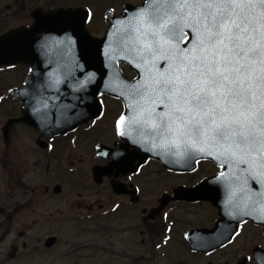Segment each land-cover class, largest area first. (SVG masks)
<instances>
[{
  "label": "flooded vegetation",
  "instance_id": "af4514ba",
  "mask_svg": "<svg viewBox=\"0 0 264 264\" xmlns=\"http://www.w3.org/2000/svg\"><path fill=\"white\" fill-rule=\"evenodd\" d=\"M20 14L21 11H17L16 15ZM115 14L121 15L122 8L120 12L115 11ZM29 17L30 24H34L33 18L30 15ZM43 22L46 20H42ZM73 48V51H63V59L69 63L65 68L68 86L71 80L86 79L85 64L81 63V59L76 60V64H70L73 55L80 56L82 53L81 48ZM42 53L49 54V51ZM56 60V57L51 56L50 62L47 63ZM33 68L34 66L28 65L16 66L15 69L24 73L18 78L17 85L11 88H23ZM48 71L47 68L44 74ZM120 71L115 76L120 82L114 84L115 88L111 94L103 93L99 97L102 105L100 116L67 133L48 132V135H45L27 123L10 125L9 120L24 116L25 105L21 100L6 96V92L11 88L0 93V102H5L4 114L7 115L1 128V138L6 150L4 154L6 157L21 155L26 163L22 178L17 180L12 177L9 182L13 185L1 190L2 215L8 218L11 225H14V222L26 225L30 222H20L21 213L35 211L39 204L44 211L37 213L39 217L34 219L32 226L44 224L61 227L74 221L86 223L100 219L110 221L111 218L124 221L126 217L127 245L121 244L119 248L118 245L113 246L114 250L110 254L112 264H124L126 261V264H206L207 260V264H264V167H260L264 164V157L254 151L245 154L224 148V154L220 155L224 157L223 169L213 160L204 158L197 161L195 171L165 168L150 155L152 152H158L164 158H182L181 148L178 146L182 142L179 132L177 135L176 131H164L162 138L154 131L157 129L155 126L162 125L160 114L167 113L166 105L162 104V111L158 113L146 111L150 102L149 96L142 97L143 90L137 91L133 87L137 74L124 63L120 65ZM70 85L73 88L61 91L60 96L73 97L77 111L85 109L86 99L84 91L81 90L82 85L77 82ZM98 105L99 103L96 104L95 111H98ZM164 120L167 122L166 116ZM77 150L82 151V159L74 157ZM0 165L3 173L9 176L11 169L8 168L5 157L0 159ZM30 166L35 169L34 179H29L24 184V177L32 173L27 169ZM151 166L156 168L151 169ZM60 170L68 176L81 175L84 184L75 187V190L68 187L71 191L65 194L67 187L64 186V176ZM56 171H59L60 175L56 176ZM150 171L160 176L164 174L168 178L178 177L181 183L174 182L172 185L166 181L158 186L159 188L151 187L152 181L147 176ZM0 173L2 180L4 175ZM44 178L54 184L37 185L46 181ZM204 183L207 186L203 185ZM178 188L196 191V196H200L202 192L207 193L208 197H176L174 190ZM55 207L57 215L53 210ZM189 209L199 210L203 219L201 224L182 232L180 242H184L186 249L183 254L180 251L176 253L174 230L177 229V218L180 212ZM242 217L245 220L237 224L238 232L229 240L232 218L234 221ZM114 230L116 232L110 235L118 240L121 235L117 229ZM158 230H163L159 240ZM9 235L7 231L3 238L6 239ZM242 236L253 240L252 246L240 248L242 251L236 246L235 259L215 260L216 255L231 252L230 248L240 241ZM50 239L55 242L48 247L47 241ZM59 241L57 236L47 238L42 252H48L57 246ZM105 249L108 250L106 247ZM173 251L175 255L172 254ZM188 257L191 259H186Z\"/></svg>",
  "mask_w": 264,
  "mask_h": 264
},
{
  "label": "snow or ice",
  "instance_id": "6c2138e0",
  "mask_svg": "<svg viewBox=\"0 0 264 264\" xmlns=\"http://www.w3.org/2000/svg\"><path fill=\"white\" fill-rule=\"evenodd\" d=\"M148 3L149 52L163 49L183 26L194 29L185 41L194 46L171 50L166 75L151 76L143 91L133 85L166 105L163 129L264 157V0Z\"/></svg>",
  "mask_w": 264,
  "mask_h": 264
},
{
  "label": "water",
  "instance_id": "95a60500",
  "mask_svg": "<svg viewBox=\"0 0 264 264\" xmlns=\"http://www.w3.org/2000/svg\"><path fill=\"white\" fill-rule=\"evenodd\" d=\"M150 14L151 7L148 0L140 7L128 5L124 10V16L110 28L105 38L96 39L86 29L85 24L89 16L82 9H59L51 13H44L38 9L34 13L36 24L33 27L12 29L0 35V67L26 63L34 64L36 70L28 79V86L25 89L12 90L8 94L22 99L27 107L25 117L12 120L10 124L24 121L44 132H66L89 119L96 118L98 116L95 111L97 97L101 92H112L115 88L114 84L120 82L115 79L120 61L127 62L138 72L139 78L134 84L141 89L151 76L166 75L169 71L167 66L172 62L171 50L194 46V44L185 43L190 36L194 37V29L183 26L175 33V38L164 45L163 49L149 52L144 45L153 40L151 30L147 27ZM42 20L46 22L42 23ZM38 34H44V36L38 38L36 37ZM74 46L81 48L82 53L80 56L73 55L70 64H76V60L81 59V63L85 64L86 79L71 80L68 86L65 68L69 63L63 59L65 58L63 51H73ZM153 48H155L154 44ZM43 51H49V54H44ZM58 51L61 53L59 54ZM51 56L56 57L57 60L48 64ZM47 68L49 71L44 74ZM101 68L102 71H100ZM109 74L114 78L111 79ZM75 82L82 85L84 98L89 101L81 112L74 107L73 97L60 96L61 91H66L69 87L73 88L70 84ZM153 97L158 96H150V98ZM180 137L182 142L178 146L181 148L182 158L163 159L168 168L192 171L197 158L213 157L216 153L219 155L218 160H224V157L220 156L224 154L222 152L224 147H221L219 143L210 140V142H196V139L179 133ZM153 156L159 158L155 154ZM195 193L196 191L184 189L175 191L176 197L184 196L191 199L208 197L207 193L202 192L200 196H196ZM244 220V217L234 221L232 218L229 240H232L237 233V224ZM54 242V239L48 240L47 246L51 247Z\"/></svg>",
  "mask_w": 264,
  "mask_h": 264
},
{
  "label": "rangeland",
  "instance_id": "374dc122",
  "mask_svg": "<svg viewBox=\"0 0 264 264\" xmlns=\"http://www.w3.org/2000/svg\"><path fill=\"white\" fill-rule=\"evenodd\" d=\"M142 1L143 0H0V32L9 29L12 26L28 24V14L33 8L38 6H42L46 9L48 7L55 9L60 7H80L84 9L87 8L92 12V20L88 23V29L93 35L102 37L105 35V32L109 27V21L105 17L106 12L109 9H115L116 12H120L124 5L128 3L139 4ZM19 10L21 11V14L16 15L17 11ZM23 73L24 72H19L17 69L0 71V93H2L4 90H7L8 88L16 86L18 83V78L22 77ZM4 105L5 102L0 103V159L5 157L6 164H9L8 168L11 169V172H9L10 175L7 176L6 173L4 174L3 170L0 169V172H2L4 175L2 176V180H0V193H2L1 190H5L6 188H9L11 185H13L9 182L12 177L17 178L18 180L19 178H22V175L26 170V167L24 168L26 163L23 161L24 158L21 155H17L16 157H6L4 154L6 150L5 146L3 145V138H1V128L5 123V116H7L4 114V112H6ZM82 155V151L77 150L74 157L77 159H82ZM153 168L156 167L151 166V169ZM27 169H30L32 173L29 174L28 177H24V184L27 182V180L34 179V167L30 166V168L27 167ZM55 173L56 176L57 174L60 175L59 171H56ZM62 173L64 176V186L67 187V189L65 188L64 193L66 192L69 194L71 189H68V187H73L75 190V187L84 184V178H82L81 175H77V177H75L73 174L69 176L66 175L64 171ZM147 174L149 179L152 181L151 187L154 188H159L163 183H166V181L172 185L175 183H181V179H178V177L175 176L168 178V176L164 174L160 176L151 171ZM53 184V181L48 180L37 183L39 186ZM72 195L73 194H71V196ZM93 195L94 194H92V196ZM53 210L55 215H57L56 207ZM43 211L44 210L41 205L38 204L35 211L21 213L20 222H30L26 225L20 224L18 219L16 220L18 223L14 222V225H11L8 223V218L6 219L5 216L0 212V264H112V256L110 254L112 250H114L113 246L117 247L118 245L119 248L121 244L127 245L126 236L128 233L125 231L127 227V222L125 221L126 217L124 221H121L120 218L116 220L114 217L115 219L111 218L110 221H105L102 219L93 220L86 223L74 221L73 223L63 225L61 227H53L44 224L32 226L35 221L34 219L39 217L38 214L42 213ZM68 212H70V209H68ZM199 212L200 211L197 209H189L187 211H182V213L180 212L178 215L177 229L174 230V237H176L174 248L177 250L176 253L180 251L183 254L186 249L184 242H180V236L182 235V232L191 226L193 227L196 224H201L203 215H200ZM25 218H27V220H25ZM27 229L28 231L26 232ZM114 229H117V232L121 235L118 237V240L112 238L110 235L113 232H116ZM7 231L10 233V235L5 239L3 236ZM22 232L26 233L21 235ZM157 233L160 234L158 237L159 240V238H161L163 235V230H158ZM51 236H57L59 238L60 241L58 245L48 252H42L45 249L46 239ZM253 243V240L246 236H242V239L230 248L231 252L228 253L229 255L218 254L215 256V260L221 259V261H224L226 258H230V260L235 259V251H237V249L241 250L242 248H246L247 245L252 246ZM105 247L108 250H106ZM176 253L173 251L172 254L175 255ZM186 259L190 260L191 258L188 257ZM126 262L124 264H126ZM207 263L208 260L206 264Z\"/></svg>",
  "mask_w": 264,
  "mask_h": 264
}]
</instances>
